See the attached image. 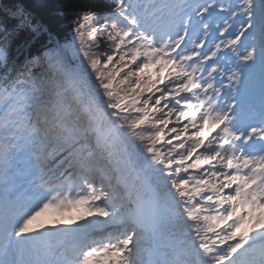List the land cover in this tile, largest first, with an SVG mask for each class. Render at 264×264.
I'll use <instances>...</instances> for the list:
<instances>
[{
  "label": "snow or ice",
  "instance_id": "snow-or-ice-1",
  "mask_svg": "<svg viewBox=\"0 0 264 264\" xmlns=\"http://www.w3.org/2000/svg\"><path fill=\"white\" fill-rule=\"evenodd\" d=\"M70 7L63 43L13 10L21 70L0 45V264H264V0Z\"/></svg>",
  "mask_w": 264,
  "mask_h": 264
},
{
  "label": "trees",
  "instance_id": "trees-1",
  "mask_svg": "<svg viewBox=\"0 0 264 264\" xmlns=\"http://www.w3.org/2000/svg\"><path fill=\"white\" fill-rule=\"evenodd\" d=\"M2 6H9L11 9H16L23 6L27 11H31L34 17L38 20H42L48 23L53 31L57 34L58 39L63 43L65 41H71L73 38V33L71 31V16H52L51 12L55 10H62L65 12L71 11V5L73 4H83V5H95L101 6L105 3V0H48V3L52 5L50 9H41L37 7L40 0H0ZM2 9V8H0ZM16 20L12 18V13H1L0 12V45L6 46L8 51V60L11 57H24L25 55L34 56L37 55L43 48L45 41L33 40L31 34L28 31H19L14 28L9 34L3 35L4 30L10 25H14ZM103 50V46L100 49ZM66 63L69 69H72L77 63L68 54L66 58ZM42 70V68H38ZM37 70V69H36ZM2 71V70H0ZM46 71L45 69L43 70ZM172 231H177L178 229H171ZM150 239L145 236L142 244L143 246H148Z\"/></svg>",
  "mask_w": 264,
  "mask_h": 264
},
{
  "label": "rangeland",
  "instance_id": "rangeland-1",
  "mask_svg": "<svg viewBox=\"0 0 264 264\" xmlns=\"http://www.w3.org/2000/svg\"><path fill=\"white\" fill-rule=\"evenodd\" d=\"M181 2H183V0H181ZM67 215L68 214H65V216ZM72 215H75V213H73ZM38 219L45 224H51L54 219H61V216L59 213L49 209L45 213L41 214Z\"/></svg>",
  "mask_w": 264,
  "mask_h": 264
},
{
  "label": "bare ground",
  "instance_id": "bare-ground-1",
  "mask_svg": "<svg viewBox=\"0 0 264 264\" xmlns=\"http://www.w3.org/2000/svg\"><path fill=\"white\" fill-rule=\"evenodd\" d=\"M162 211H163V210H162ZM109 230H110V231H112V227H111V228H109ZM115 230H117V229H115ZM149 244H150V243H149Z\"/></svg>",
  "mask_w": 264,
  "mask_h": 264
}]
</instances>
